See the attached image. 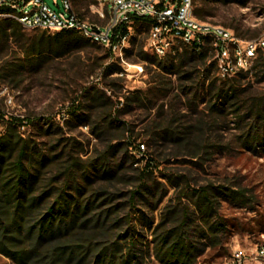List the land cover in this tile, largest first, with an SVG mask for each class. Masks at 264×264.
<instances>
[{
    "label": "rangeland",
    "instance_id": "1",
    "mask_svg": "<svg viewBox=\"0 0 264 264\" xmlns=\"http://www.w3.org/2000/svg\"><path fill=\"white\" fill-rule=\"evenodd\" d=\"M47 2L54 6L52 0ZM194 6L203 10L206 21L225 26L242 38L264 36V0H194ZM77 8L90 21L103 23L97 15V10H102L97 0L78 1ZM44 31L59 32L22 27L6 44L3 59L22 57ZM148 33L147 25L141 22L129 28L125 48L130 52L124 50L123 59L107 55L103 46L59 57L45 53L42 64L26 69L22 76L0 79V134L8 120L20 118L21 134L52 160L44 169L46 177L67 166L70 152L81 156L91 176L88 192L107 190L109 203L121 204V214L132 210L130 191L138 186L140 173L152 159L154 165L149 169L154 175L148 176L157 182L159 191L148 201H139L136 206L140 211L134 212L145 213L151 220V225L135 221L143 248L151 254L147 264H163L154 255V237L161 232L157 225L169 201L192 205L191 213L197 211L194 202L180 200L179 188L169 181V174L183 175L184 182L194 187L214 184L243 189L249 198L245 201L216 195L225 227L219 233L221 243L215 247L201 243L197 264H264V254H259L264 247V143H254L253 147L245 143L249 135L263 137L264 123L254 129L251 116L239 119L249 114L253 98L264 101V72L258 77L250 73L239 78L241 99L221 113L212 109L214 91L210 93L208 84L207 89H197L196 85L213 58L205 66L195 60L179 69L175 65L169 72L163 67L166 64L153 65L140 54L141 49L153 54L147 44ZM112 61L122 70L107 75L105 69ZM138 66L143 67L142 72ZM189 71L193 76L183 78ZM220 78L215 67L210 80L218 79V85ZM184 86L192 90L182 91ZM138 92L141 99L132 100ZM94 96H100V101L93 103ZM187 126L194 127L190 136L195 142L189 148L165 137L169 127L183 130ZM194 144L199 150L191 148ZM107 168L118 169L112 179L103 176ZM0 264L15 263L0 254Z\"/></svg>",
    "mask_w": 264,
    "mask_h": 264
},
{
    "label": "trees",
    "instance_id": "2",
    "mask_svg": "<svg viewBox=\"0 0 264 264\" xmlns=\"http://www.w3.org/2000/svg\"><path fill=\"white\" fill-rule=\"evenodd\" d=\"M78 1L85 0H74V6L81 17H86L77 8ZM2 11L15 10L5 8ZM194 14L205 20L203 10L194 8ZM139 22L146 24L149 30L153 23L148 18L135 21ZM22 27L17 19H0V43L3 45L0 47V79L15 80L22 76L26 69L42 64L41 56L45 53L59 57L88 47L103 46L85 38L76 30H62L54 34L44 31L38 43L26 49L22 57H14L13 61L3 59L6 44L12 36H18ZM128 33L129 28L123 26L121 34ZM105 49L107 55L113 58L114 53L107 47ZM124 50L126 53L130 52L128 48ZM140 54L153 65L166 64L163 67L169 72H172L175 65L179 69L195 60H200L202 66H205L212 58L208 48H199L197 45L183 46L182 50L163 58L154 53L148 54L143 49ZM215 67L212 59L202 70V75L199 74L196 88L204 89L208 84L210 93L214 91L215 102L212 109L224 113L227 105H233L234 100L238 102L241 99L242 90L238 79L246 75L240 73L232 78H220V84L217 85L218 79L210 80ZM121 70L112 61L105 72L108 75ZM262 72L264 61L259 59L252 73L258 77ZM192 74L193 71H189L183 78L187 79ZM181 89L192 90L188 86ZM137 99H141L140 92L133 95L132 100ZM93 101L99 102L100 96H94ZM250 102L249 114L240 116L239 119L244 121L251 116V127L257 128L259 123H264V101L253 98ZM236 110L240 111L241 107L238 106ZM19 121L20 118L8 120L5 131L0 134V254L15 264H145L151 259L149 250L143 248L142 233L135 223L139 219L151 225V220L145 213L134 212L140 211L136 206L139 201H148V197H154L159 191L157 182L150 181L148 176L154 175L153 170L149 169L154 165L152 159L148 161L147 170L140 173L138 186L130 191L129 203L132 210L121 214V204H110V198L105 196L107 190H98L92 194L88 192L91 176L87 173V167H83L81 156L75 157L70 152L67 166L46 177L44 169L52 160L21 134ZM192 128L194 127L187 126L183 130H177L169 127L165 137L173 142H184L189 148L195 142L190 136ZM245 143L249 147H253L254 143H264V135H249ZM194 145L191 148L199 150V146ZM143 147L145 148V144ZM117 172L118 169L107 168L103 176L112 179ZM167 177L179 188L181 201L187 199L194 202L197 211L193 213L197 217L192 216V205L173 203L170 200L157 225L161 232L154 237V255L163 264H197L201 243L213 247L221 243L219 233L225 227L218 213L216 195L224 194L230 200L245 201L249 198L243 189L214 184L194 187L184 182L187 179L183 175L169 174ZM83 178L87 184L83 182Z\"/></svg>",
    "mask_w": 264,
    "mask_h": 264
},
{
    "label": "built area",
    "instance_id": "3",
    "mask_svg": "<svg viewBox=\"0 0 264 264\" xmlns=\"http://www.w3.org/2000/svg\"><path fill=\"white\" fill-rule=\"evenodd\" d=\"M52 1L54 6L47 0H0V19H17L28 29L76 30L123 59L129 33L122 35V27L131 28L136 20L148 18L153 23L147 44L161 58L183 46L208 48L223 78L250 74L257 60L264 61V36L245 39L225 26L199 19L194 14V0H97L102 6L97 15L103 23L81 17L74 0ZM5 8L15 11L3 12ZM138 69L143 71L142 66ZM259 254H264L263 246Z\"/></svg>",
    "mask_w": 264,
    "mask_h": 264
}]
</instances>
